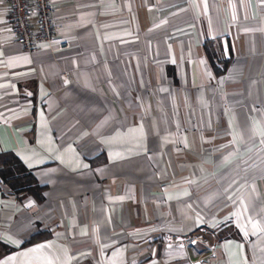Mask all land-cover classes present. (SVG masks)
<instances>
[{"label":"crops","instance_id":"obj_1","mask_svg":"<svg viewBox=\"0 0 264 264\" xmlns=\"http://www.w3.org/2000/svg\"><path fill=\"white\" fill-rule=\"evenodd\" d=\"M50 1L29 52L0 0V152L45 186L0 184V264H264V0Z\"/></svg>","mask_w":264,"mask_h":264},{"label":"built area","instance_id":"obj_2","mask_svg":"<svg viewBox=\"0 0 264 264\" xmlns=\"http://www.w3.org/2000/svg\"><path fill=\"white\" fill-rule=\"evenodd\" d=\"M9 4V25L15 42L26 51H33L38 42L53 41L62 25L52 17L53 4L50 0H7ZM69 47L67 41H58L57 49ZM163 242L180 244L189 248L194 256H214L216 246L204 233L188 235L167 234Z\"/></svg>","mask_w":264,"mask_h":264},{"label":"trees","instance_id":"obj_3","mask_svg":"<svg viewBox=\"0 0 264 264\" xmlns=\"http://www.w3.org/2000/svg\"><path fill=\"white\" fill-rule=\"evenodd\" d=\"M215 42L207 39L204 42V50L210 65L216 75L225 73L229 58L223 59L217 57L214 48ZM104 161V155L91 160L92 164H98ZM0 184L5 186L8 191L13 193L21 201L25 196H31L38 204L44 202L45 186L41 185L31 170H29L21 159L11 151L0 152ZM50 237L47 231H38L24 240L20 247H25ZM5 253L13 251L14 248L4 246Z\"/></svg>","mask_w":264,"mask_h":264}]
</instances>
